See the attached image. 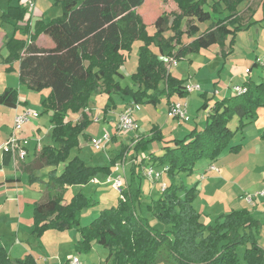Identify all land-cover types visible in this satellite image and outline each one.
I'll return each mask as SVG.
<instances>
[{
    "label": "trees",
    "instance_id": "trees-1",
    "mask_svg": "<svg viewBox=\"0 0 264 264\" xmlns=\"http://www.w3.org/2000/svg\"><path fill=\"white\" fill-rule=\"evenodd\" d=\"M172 1L179 13L173 17L160 15L154 24L153 37L148 36L147 25L138 12L145 0H56L62 3L63 15L49 23L37 21L33 26L30 16L26 20L27 9L22 5L9 7L3 13L4 20L25 24L21 32L27 36V39L13 37L9 41L10 56L5 63L20 62L21 84L35 91L51 90L49 97L42 99V105L52 112V139L59 147H43L29 174L33 176L32 169L64 165L61 174L56 170L50 174L47 200L34 207L33 234L40 238L48 230L62 232L76 228L79 233L76 251L87 253L97 243L108 249L106 264H264V249L259 244L262 223L249 210L233 211L221 216L214 226L206 227L192 205L197 187L184 190L175 183L176 173H190L198 161L218 160L235 134L228 123L234 117L243 123L244 118L255 117L259 108L264 107L263 85L247 82L245 94L216 102L205 129L191 131L182 140L167 141L161 130L154 127L150 136L136 142L134 149L139 152L147 151L151 141L165 144L163 156L154 162L168 167L171 182L149 209L168 230L155 229L138 213L145 180L141 164L131 166L129 184L122 191L123 199L116 206L102 209L90 225L81 226L80 217L94 200L77 193L64 203L66 187L84 186L95 176L111 175L113 167L127 152L123 150L112 159L113 167L90 166L79 156L71 155L79 148V137L92 123L85 111L94 96L104 93L111 99L113 94L120 93L133 97L134 105L155 107L161 95L185 98L187 85L169 72L168 60H180L188 53L207 49L229 37L235 40L243 30L238 8L247 0ZM185 19L198 24L188 25L185 32L181 28ZM206 23L210 27L202 32L199 25ZM166 32L173 35L166 39ZM186 34L200 35L178 52L177 46H182ZM41 35L50 38L54 47H39ZM139 40L145 44L140 49L137 72L131 76L138 85V90L133 91L123 88L119 79L124 77L123 51H129ZM18 104L16 88H6L0 94V105L17 108ZM104 110L108 113L111 108ZM79 113L82 119L77 123L65 122L70 114ZM238 148L232 147L231 151ZM0 264L37 263L32 256L12 261L6 250L0 248Z\"/></svg>",
    "mask_w": 264,
    "mask_h": 264
},
{
    "label": "rangeland",
    "instance_id": "rangeland-1",
    "mask_svg": "<svg viewBox=\"0 0 264 264\" xmlns=\"http://www.w3.org/2000/svg\"><path fill=\"white\" fill-rule=\"evenodd\" d=\"M36 2L35 0H0V55L6 57L4 59V64L7 65L8 68H11V73L14 70L13 66L15 64L19 66L20 62L13 60L9 64L5 63L10 56L8 43L13 37L18 40L22 39L21 36H27L21 32L25 24L24 27L15 29V26L20 23L3 19V11L7 9L8 5L29 6L30 3H33L35 7L29 9L30 11L27 10L26 20H28L29 16L31 17L32 12L38 10L44 13L43 19L46 23L63 15L62 3L56 2V0H36ZM208 10H212V8H208ZM138 12L147 25L148 36L153 37L156 33L154 24L157 18L162 14L173 17V15L179 13V10L176 3L172 0L164 2L161 0H145L144 5ZM238 12L239 16H241L240 22L241 25H243V30L237 33L235 40L229 37L222 43L214 44L207 49L188 53L180 60H168V65L172 66L169 72L173 76L185 81L188 86H197V89L191 93H187V97L183 100H179L180 97L177 95L171 98H168L167 95H161L159 104L155 107L153 105L144 104L134 105L133 97L125 96L120 93L113 94L111 99H109L107 94L99 93L93 98V102L96 103V106H92L95 112H93L92 109H90L91 112L89 110L85 111L92 123L88 124V128L85 130L84 134L79 137V146L81 149H74L71 155L79 156L90 166H94L93 162L103 166H112V159L119 156L120 153L125 150L127 151L125 154V161L128 173H130L131 169L129 166L137 160L142 162L143 165L141 164V167L144 168V170L148 171L150 167H153L156 173H162L159 182L152 183L149 181L155 184L154 186H157L155 196L149 197L147 201L144 200L143 196L142 204L140 208H138V213L144 215L152 227L157 230L166 231L169 229V227L155 217L149 209V207L153 205V202L157 201L167 189H162L163 185H169L171 182L168 172H164L166 166L160 165L159 162H154L156 159L163 156L165 144L162 142L159 143V141H151L147 151L142 150L139 152L136 151L134 147H131L129 141H124V146L122 148L121 146L115 147L113 144L109 143L105 150L95 151L91 147V140L87 141V136L98 138L102 132L111 135L112 132L115 131L113 121L116 119L117 111H124L128 108H132L133 117L136 122L138 120V128L134 131V134L137 137H140L142 134L147 135L146 131L150 134L154 127H157V123L165 125L167 116L169 115L167 110L168 105L171 100L174 99L176 102L180 101L187 103L189 121L178 124V122H176L177 119L172 118L171 122H175L174 125H178L181 131L176 134H167L166 130L164 133L167 134V141L171 140L170 137H172V139H183L185 135H188L191 131H201L205 129L208 116L213 113L215 103L233 97L235 95L234 87L241 85L245 86L247 82H252L253 85H263L262 88L264 89V0H247L238 8ZM190 24L198 23L195 20L185 19L181 25L182 30L187 32L188 25ZM199 26L200 30L203 32L210 27V23L204 25L200 24ZM171 35H173L171 32L164 33L166 39ZM199 35L200 34L195 37ZM195 37L186 34L182 39V46H177L178 52L181 47L187 46ZM143 44H145V42L142 40L135 41L129 51H123V54L126 56L125 65L121 69L124 77L123 79H119L123 88L129 87L133 91L138 90V85L133 82L131 76L137 72L140 49ZM53 45L54 44L50 41L48 46L53 47ZM153 50L157 51L156 48H153ZM16 78V75H5L4 68L0 62V87H2L3 82L5 83L7 81L6 83L9 87L16 88L18 86ZM28 90L29 93H22L21 96L23 99L25 97V99L29 101L30 111L38 115L37 118L31 119L29 125L36 122L40 123L44 129L41 137L47 136L48 140L45 143L47 144L52 141V132L49 133V129L52 130V128L50 119H48L51 116L47 114L50 111L42 105V99L48 98L51 90ZM105 104L112 109L111 112L109 111L111 114L109 112L104 113V109L108 107ZM205 104L208 107L206 106L204 108ZM151 108L155 110L156 115H152L149 112ZM39 113H41L40 116ZM104 114L107 116L108 122H103ZM119 115L120 114L117 115L118 119ZM95 118H99L100 121L94 122ZM69 119L77 123L82 119V113L77 115L70 114ZM242 122L243 123L239 122L238 117H234L228 123L230 130L235 134L218 160L212 161L209 159H202L195 164L190 173L185 171L176 173L175 183L183 187L184 190H190L192 187H199L200 191L197 189L196 197L192 205L196 212L200 214L201 221L206 227L214 226L221 216L229 215L235 209L236 211L237 209L239 210V199L245 200V195L254 194L255 191L259 189L263 190L264 188V152L261 156L257 155V146L259 141L262 140V133L264 131V107L259 108L255 117L244 118ZM43 125L47 126L44 127ZM20 133L21 131L18 135H20ZM87 143L89 145H87ZM168 145L173 146L174 144L168 143ZM238 146H241V148L239 149ZM232 147L238 148L239 151H231ZM122 160H124V157ZM212 162H214V166L218 168V171L214 172L209 170V164ZM22 163H20L19 166L21 171L24 166ZM63 168V164L55 168L45 166L38 170L36 169L32 174L33 176L27 172L24 174V171L19 172L21 173V181L14 182L10 185L14 187L19 186L20 193H24L22 196L24 200H33L35 198L40 200L47 190V183L52 171L56 170V173L59 175ZM93 179H95L96 182H92ZM105 181L106 176L101 174L92 178L91 181L84 186H72L73 188L67 190L65 193L64 203L69 202L72 196L77 193H82L94 200L92 206L86 207L82 211L80 217L81 226L90 225V223L99 216L101 210L104 209L103 205L113 207L122 200V191L125 188H122L121 191L115 190L111 186L106 185ZM9 192H15V190L12 189L9 190ZM3 212L8 215L7 220L0 219V223L5 225L4 230L7 228L9 233L11 231H18L21 225L20 232H25L27 235L29 232L30 234V239L28 240H26V236L23 237L28 248L31 251L37 247L45 250L46 253L39 260L47 261L49 264H64L73 257H77L81 264H106L105 257L109 253L108 249L97 243H93L90 251L87 253H78L76 251L75 243L79 240V233L76 228L60 232L68 235L59 237L52 235L59 231L48 230L42 237L37 238L33 234L32 228H30L33 227V225L28 224L26 221L20 223L16 218L18 214L14 209L6 205ZM0 215L3 214L0 212ZM47 232L50 233L48 234ZM259 238L264 245V234L260 233ZM41 239H43V241H40ZM30 250L28 254H30Z\"/></svg>",
    "mask_w": 264,
    "mask_h": 264
},
{
    "label": "crops",
    "instance_id": "crops-1",
    "mask_svg": "<svg viewBox=\"0 0 264 264\" xmlns=\"http://www.w3.org/2000/svg\"><path fill=\"white\" fill-rule=\"evenodd\" d=\"M35 2H36V0H35ZM9 7H16V6L8 5L7 9H5V11H3V12L5 13L8 10ZM23 7L25 9H27L28 11H30L28 9V6H23ZM31 14L32 15H31L30 18L32 20V26L37 21H43L44 23H46L44 21V19H43V16H44L43 12H40L38 10L36 12H32ZM22 27H24V24L20 23V24H17L15 26V29L22 28ZM32 33H33V31H32ZM21 38L22 39H27V37H23V36H21ZM50 41H51L50 38H48L45 35H41L39 37V39H38L37 45L39 47H42V48H53L54 45H53V47L48 46ZM5 58L6 57L0 55V62L2 64V66H3V68H4L5 75H7V76L8 75H16V77H17L16 79H17L18 86L16 87V89L19 92V104H18L17 108H8L6 106L0 105V140H1L0 146L2 144H4L8 140V138H9L11 132H12V128H13V124H14V118H15L16 114L17 113L20 114V113H23L25 111H30L29 101L26 100L25 97L23 99V97L21 96L22 93H25V92L29 93L28 89H30V88L27 85H24V84L20 83V80H19V67H20V64H19V66H18V64H15L13 66L14 70L11 73L10 71L7 70L8 66L4 64V59ZM171 67L172 66L168 65L169 70L171 69ZM6 79H8V78H6ZM6 82L2 83L3 85H2V87H0V94L6 88H11V87H9V85ZM183 99L184 98H180L179 100H183ZM106 100H107V98H106ZM171 102L174 103L176 101H174V99H172ZM171 102L169 103L168 108H167L169 115L167 116V121H166L165 125H160L159 123H157V127H159L161 132L164 134L165 140L167 138L166 137L167 134H170V133L176 134V133L181 131V129L179 128L178 125H176V126L174 125L175 122H171L172 118H174V117H172L170 115V107L172 105ZM177 102H180V101H177ZM92 106H96V103L93 102V99L90 102V107H89L88 110L90 111V109H92V111L95 112L94 108ZM106 106H108V105H106ZM114 106H117V105H114ZM122 111L123 110L117 111L118 112L117 115L120 114ZM149 112L152 115L153 114L156 115L155 114L156 112H155V110L153 108H151V110H149ZM104 113H105V111H104ZM47 114L51 116L52 112L50 111ZM40 115H41V113H39V116ZM117 115H116V119L113 121V124H114V127H115V131H113L112 134H111V136H112L111 144H113L115 147L121 146V148H122L124 146L123 145L124 141H129L130 144H131V147H135L136 142H138L141 138L151 135V133L149 134V132H147V131H146L147 135L142 134L140 137L138 136V138H137V136L134 133H130L128 135L119 134L118 131H117V122H118L117 121L118 120ZM103 117H104L103 122H108L107 116L105 114L103 115ZM69 118H70V115L65 120V122L72 121ZM48 119H50V118H48ZM174 121H176V120H174ZM137 122H138V120H137ZM176 122H178V124L182 123L179 120H177ZM29 124L30 123L25 124L23 126L22 130H21L20 135H18L19 139L22 141L23 145L28 150V157L26 158V160L23 163L21 162L22 164H24V166L22 168L23 169L22 171L19 169L20 164L19 165H15L10 159L7 160V162H6L5 160H6L7 156L3 152L0 151V212H1V214H3V215H0V219H2V220H7L8 219L7 213L3 212L4 211V207L7 205V207H11L12 209H14L16 211V213L18 214L16 216V218L18 219V221L20 223L26 221V222H28V224H32L33 225V210H34V207H35L36 204L42 203V202L47 200V198L49 196L48 191L46 190L44 196H42L40 200L38 198H35L33 200H24V198L22 197L24 195V193L23 192L20 193L19 186H17L18 187L17 188V187H14L13 185H10V184H12L14 182L21 181V176H20L21 173H19V172H23L24 171V174H26L25 172L29 173L28 170H30V167H32L33 163H35L37 161L38 156L41 153V150H42L43 147L52 146L54 148H58L59 145L53 139H52L51 142L47 143L48 145L45 144L46 141L48 140V138H47V136L41 137V135L43 134V130L44 129L42 128L40 123L36 122L34 124H31V125H29ZM43 126L45 127L47 125H43ZM51 128H52V125H51ZM166 130H167V134L164 133ZM50 132H52V130L49 129V133ZM103 133L104 132L100 133L99 137H101ZM186 136H187V134L185 135V137ZM36 137H37V139H36ZM91 138H93V137L92 136H87V141H90ZM170 139L172 140V137H170ZM261 139L262 140L259 141L258 146H257V155L258 156H261L263 154V152H264V131L262 133V138ZM176 140H182V139H176ZM87 145H89V144L87 143ZM79 148L81 149L80 146H79ZM124 158H125V154H124ZM93 164H94V166H103V165H99V163L96 164L95 162H93ZM212 164H214V162L210 163L209 165L211 166ZM11 165H12V167H11ZM131 165H133V163ZM131 165L129 166V168L131 167ZM32 170H31L30 173L33 174V172L36 171V170H33V171ZM141 171H142V175L144 176V174H143L144 168H142ZM5 176H6V178H5ZM129 181H130V173H128V171H127V173H126V186L129 184ZM154 185L155 184H152V183H150L147 180H144V182L142 183V190H143V196H144V200L145 201H147V199H149V197L155 196V194L157 192L156 191L157 186H154ZM126 186L124 188H126ZM11 188L14 189L15 192H9V190H12ZM72 188L73 187H66V192H67V190L72 189ZM197 189H199V187ZM199 191H200V189H199ZM254 191H255V189H254ZM258 191H260V189ZM258 191H255L254 193H256ZM238 205L240 206L239 210H241V209L249 210L252 213V215L255 218H257L262 223V232H261V234H264V225H263V220H264V199L260 200L255 206H250V205H248L246 203L245 200L239 199V204ZM103 206H104V208L108 207V206H105V205H103ZM234 211H236V209ZM20 226L18 228V231H11L9 233L7 228L4 230L5 225L3 223H0V248H3V249L6 250V252L8 253L9 258L12 261H17L19 259H23V258H25V256H32L36 260L37 264H49L47 261L39 260L46 253L45 250H43L40 247H37V248H35V249H33L31 251L28 248V245L25 243L23 237L26 236V240H28V239H30V234H29V232H28V235L25 232L21 233L20 232V229H21ZM30 228H32V232H33V227H30ZM47 233L49 234L50 232H47ZM52 235L56 236V237L57 236L59 237V236L68 235V234L60 233V232L56 233L55 232ZM260 238H259V244L264 249V245L262 244ZM43 239H41L40 241H43ZM29 250H30V254H28ZM107 256L108 255H106L105 258H107Z\"/></svg>",
    "mask_w": 264,
    "mask_h": 264
},
{
    "label": "built area",
    "instance_id": "built-area-1",
    "mask_svg": "<svg viewBox=\"0 0 264 264\" xmlns=\"http://www.w3.org/2000/svg\"><path fill=\"white\" fill-rule=\"evenodd\" d=\"M35 5L30 3L28 9H33ZM197 89V86L187 85V92L191 93ZM247 92L245 86H236L234 87L235 95H243ZM187 103L185 102H175L170 107V115L180 122H188L189 115L187 110ZM38 115L31 111H25L23 113H17L14 118V124L12 132L8 140L0 146V151L3 152L9 159L15 164L19 165L21 162H24L28 157V150L23 145L22 141L18 137V133L22 130L23 126L31 121L32 118H37ZM99 118H95L94 122H99ZM138 128V124L133 117L132 108H128L122 111L119 115L117 122V131L120 134H130L135 133ZM138 138V137H137ZM112 136L109 133H104L101 137L91 138L90 144L95 151H103L106 149L107 145L111 143ZM133 164H142L139 160L134 161ZM126 161L124 160L118 162L114 169L113 173L106 177V185L111 186L115 190H122L126 186ZM211 171H218V168L212 164L210 166ZM164 172H168V167H165ZM145 179L152 183L159 182L161 180L162 173H156L153 167H150L148 171L144 170L143 172ZM92 182H96L95 179ZM168 185H163L162 189H166ZM123 199V195H122ZM264 199V189L260 190L254 194L245 195V201L250 206H255L260 200ZM65 264H81L80 260L77 257H73L68 260Z\"/></svg>",
    "mask_w": 264,
    "mask_h": 264
}]
</instances>
